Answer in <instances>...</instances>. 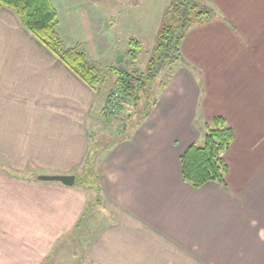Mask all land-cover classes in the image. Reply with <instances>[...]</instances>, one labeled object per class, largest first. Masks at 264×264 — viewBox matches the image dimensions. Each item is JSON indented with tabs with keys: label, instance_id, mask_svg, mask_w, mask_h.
Returning <instances> with one entry per match:
<instances>
[{
	"label": "crops",
	"instance_id": "crops-1",
	"mask_svg": "<svg viewBox=\"0 0 264 264\" xmlns=\"http://www.w3.org/2000/svg\"><path fill=\"white\" fill-rule=\"evenodd\" d=\"M51 1L66 47L109 73L145 67L125 60L143 13H123L119 0ZM211 2L220 16L187 31L149 115L98 158L99 207L112 222L81 249L71 231L97 189L40 176L82 173L93 139L120 119L104 111L112 74L93 88L0 8V264H264V0ZM217 116L234 131L226 182L196 188L180 158Z\"/></svg>",
	"mask_w": 264,
	"mask_h": 264
},
{
	"label": "trees",
	"instance_id": "trees-1",
	"mask_svg": "<svg viewBox=\"0 0 264 264\" xmlns=\"http://www.w3.org/2000/svg\"><path fill=\"white\" fill-rule=\"evenodd\" d=\"M2 6L16 10L23 25L37 39L60 57L90 86L99 88L102 81L100 74L97 68L87 60L85 52L80 47H66L58 34V14L51 0H0V8ZM215 15V9L203 5L200 0H172L166 10L163 25L156 36L153 51L149 55L145 67L112 68V72L117 77L109 97L116 93L121 94L117 100V113H121L128 107L137 113L135 116H131L137 119L134 124L130 118L128 121L132 125L127 124L128 121L123 122L125 124L124 130L127 129V131L125 133L119 132L116 139L127 136L130 131L128 128L132 129L139 120L149 115L155 102H153V96L155 97L156 94L151 95L154 82L162 71L184 60L182 43L187 31L194 26L213 20ZM141 51L140 41L131 39L128 54L132 56L134 64ZM107 108L108 101L104 111L105 116L111 117L107 113ZM205 124L206 131L203 144H191L180 158L184 180L196 188L208 182L225 184L228 164L224 158V153L234 139V131L224 117H214ZM112 143L113 141L100 144L99 139H93L82 173H78L76 176V185L98 191L93 198L95 201L92 202L91 200L88 205L90 207L92 204L90 208L102 201V194L99 193V177L95 166L102 151ZM90 182L93 183L89 184Z\"/></svg>",
	"mask_w": 264,
	"mask_h": 264
},
{
	"label": "rangeland",
	"instance_id": "rangeland-1",
	"mask_svg": "<svg viewBox=\"0 0 264 264\" xmlns=\"http://www.w3.org/2000/svg\"><path fill=\"white\" fill-rule=\"evenodd\" d=\"M203 2V5L207 6V7H211V8H215L216 11V17L218 18L220 15V11L219 9H217L218 7L216 6V4L214 5L213 2H211V0H200ZM119 6L122 9V12H126L127 9H136V10H141L140 12L136 11L135 13H143V15L139 14V17L141 19L140 22L134 23L132 25V27L129 26L131 31H128V26L126 22H122L125 24L124 28H121L118 31L119 34V39H120V43L117 46V49L123 53L124 49H123V34L125 31L127 30L131 37H133L132 39H137L140 41L141 46L143 48V53L141 56H138L137 59V65L138 66H145L148 60L149 55L151 54V52L153 51L154 48V44H155V39L156 36L159 32V29L162 27L164 19H165V13L166 10L168 8V6L171 4L172 0H119ZM213 4V5H212ZM217 7V8H216ZM130 48V46H129ZM132 58L131 55H126V59L130 60L129 58ZM127 60V63H129ZM126 63V62H123ZM113 66H118L119 64L113 63ZM97 68V67H96ZM98 73L101 75H105V74H112V76L110 75V77L107 78V81H105L104 84V89L105 91H108L110 89L111 83L114 82L115 78L117 77V75L115 73L110 72L108 68L103 67L101 70H99V65H98ZM166 72H164V74H160L157 78V80L154 82V86L152 87V93L151 95L153 96V94H156V92L158 93V89L160 87V81H165L168 82V79L170 78V76L173 74H171V72H168V74H165ZM112 90V87L110 89V91ZM158 95V94H157ZM156 97V95H155ZM153 96V107L156 105V100H154L155 98ZM130 111H128V113L126 111L122 112V113H115L114 118H120L119 120H114L113 123H111L110 125V132H108L107 136H103L99 138V143L103 142L104 144L109 143L111 141L117 140L116 138L118 137L119 132H126V130H124L125 128V124H123V122H127L130 118L131 122H133V124L135 123V120L137 121V119H135V117H131V116H135L137 113H135V110L133 111V109L131 108V112L129 114ZM137 112V111H136ZM116 116V117H115ZM120 116V117H119ZM132 118V119H131ZM112 119V121H113ZM122 120V121H121ZM130 121H128L127 124H131ZM206 125V124H205ZM206 127V126H205ZM206 129V128H205ZM109 130V129H108ZM130 129L128 128V131ZM123 133V134H124ZM97 138V137H95ZM205 138V135H204ZM109 139V140H108ZM106 151V150H104ZM102 156V155H101ZM101 158V157H100ZM99 158V160H100ZM93 179V177H91ZM89 182V181H88ZM93 182H90L89 184H91ZM94 193V192H92ZM95 196L91 195L90 201L92 200V202L95 201V199H93ZM90 203V202H89ZM92 206V204H91ZM90 206V207H91ZM88 206V209L86 211V213L83 215V217L81 218L80 222L77 224L76 227L73 228V230L71 231V235H75L77 238L71 237L72 240V246L71 247H78L79 249H81V247H85V245H87V243H91V235H93V232H98V230L103 229L104 227H106L109 223L112 222V219L110 218L111 214L107 215V212H105L104 210L101 209V207H99V204H96L93 208H90ZM109 218H108V217ZM115 219V218H114ZM90 236V237H89ZM74 238V239H73ZM65 242H68V240H65L64 243H60L59 246H61L62 244H65ZM65 246V245H63ZM55 258V261H54ZM53 258V264L56 263V258L58 259L59 256H54Z\"/></svg>",
	"mask_w": 264,
	"mask_h": 264
},
{
	"label": "water",
	"instance_id": "water-1",
	"mask_svg": "<svg viewBox=\"0 0 264 264\" xmlns=\"http://www.w3.org/2000/svg\"><path fill=\"white\" fill-rule=\"evenodd\" d=\"M75 175H41L40 179L42 180H56L61 181L67 185H73L75 182Z\"/></svg>",
	"mask_w": 264,
	"mask_h": 264
},
{
	"label": "built area",
	"instance_id": "built-area-1",
	"mask_svg": "<svg viewBox=\"0 0 264 264\" xmlns=\"http://www.w3.org/2000/svg\"><path fill=\"white\" fill-rule=\"evenodd\" d=\"M119 97H121V94L116 93L108 98V108H107L108 114L113 115L118 112L117 100Z\"/></svg>",
	"mask_w": 264,
	"mask_h": 264
}]
</instances>
